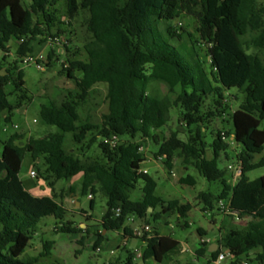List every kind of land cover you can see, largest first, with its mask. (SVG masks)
I'll return each instance as SVG.
<instances>
[{
	"label": "trees",
	"instance_id": "16d2710c",
	"mask_svg": "<svg viewBox=\"0 0 264 264\" xmlns=\"http://www.w3.org/2000/svg\"><path fill=\"white\" fill-rule=\"evenodd\" d=\"M60 0H0V116L10 121L14 110L31 100L26 88L25 74L21 68L24 57L32 51L38 38L61 37L62 25H72L82 12H86L84 25L87 40L84 49L87 59H70L63 64L61 74L74 80L75 90L69 91L62 101L48 100L41 105L40 120L58 131L43 137H31L23 145L18 141L22 134L14 133L3 141L0 155V264H37L40 257L49 256L55 241H44V250L38 256L27 253L32 238L39 231L42 218L54 216L57 233L85 231L79 243L83 246L90 229H83L67 220L68 208L55 195L37 196L28 190L20 177L26 155L38 167L40 177L51 187L62 179L82 175V193L101 191L107 197V210L100 220L95 247L107 238V232L123 231L133 237V229L126 222L130 216L150 224L168 213L183 218L193 208L190 202L165 199L156 193L157 180L140 171L146 161L140 151L138 136L151 137L159 144L156 158L163 157L171 170L177 154L185 164H192L208 181H220L222 191L214 196L200 191L197 199L203 209L214 210L220 200H227L241 218H248L242 228L233 226L219 240V248L211 252L215 261L222 249L232 254L237 264L243 256L261 248L256 260L264 264V175L250 179L248 172L264 167V59L253 49L264 48V2L260 0H64L68 21L59 17ZM187 14L198 23V39L185 28L173 22ZM57 30L56 32L54 30ZM19 46L16 59L9 61L11 42ZM201 41V42H200ZM70 39L64 48L69 47ZM206 45L205 54L212 65L207 72L194 43ZM190 44L191 47L187 45ZM58 49H51L47 67H51ZM58 59V58H57ZM80 73V76L78 75ZM164 82L170 92L180 88L175 100L159 98L147 93L149 83ZM107 86V112L95 123L91 116L82 119L81 107L97 84ZM236 88L244 94L239 108L232 114L233 132L218 130L212 143L206 141L207 124L219 113L224 93ZM16 96L15 104L10 96ZM214 95L218 107L203 111L204 101ZM181 108V119L189 132L187 140L172 132L160 141L155 132L170 120L173 107ZM233 134V142L240 147L237 160L242 164V174L234 183L226 178L219 167L222 153L227 156L230 143L222 138ZM91 135V137H90ZM120 141L112 143V136ZM90 137V138H89ZM89 138V139H88ZM123 138H126L123 140ZM71 142L82 153L97 143L100 157L68 149ZM213 152L207 157L208 150ZM259 158H258V157ZM258 158V159H257ZM143 180L142 196L131 198V192ZM180 183L195 185L192 176L182 177ZM94 198L91 208H94ZM121 208L119 215L116 210ZM152 208V211H150ZM84 214V213H83ZM89 217V216H87ZM151 219V220H150ZM82 224V223H81ZM185 225H189L185 222ZM89 226V225H88ZM198 233L204 236L205 231ZM146 247L143 261L158 263L171 260L172 253L180 250L181 242L161 235L156 227L142 237ZM209 250L201 242L198 256ZM126 264L136 263L129 249Z\"/></svg>",
	"mask_w": 264,
	"mask_h": 264
},
{
	"label": "rangeland",
	"instance_id": "374dc122",
	"mask_svg": "<svg viewBox=\"0 0 264 264\" xmlns=\"http://www.w3.org/2000/svg\"><path fill=\"white\" fill-rule=\"evenodd\" d=\"M264 2V0H260ZM59 9V17L64 22L68 21L66 14V2L60 0L57 4ZM86 12H82L80 16L72 22V25L64 24L62 29L65 31L61 34V37L65 40L70 39L69 47L64 48L65 52L58 56L55 55V59L51 67H47L44 70L39 69L35 64L21 63V68L25 74L26 88L31 100L26 102L23 107L16 109L12 113L10 121L5 120V114L0 116V155L2 153L3 141L7 140L12 134L19 133L23 137L18 141L20 145H23L31 137H43L49 133L58 131L54 126L44 125L40 120L41 105L45 103L48 98L55 99L60 102L69 91H74L76 86L72 79H69L66 75L61 74L63 64H69L70 59H87V53L84 49V44L87 40V32L84 25V19ZM173 24L178 29L185 28L188 32L193 34V38L196 40L199 35L196 31L198 26L194 17L187 14L181 15L176 19ZM57 31L56 29L54 30ZM201 42V41H200ZM35 45V44H34ZM191 47L190 44L187 45ZM196 51L202 56L201 59L204 62V67L207 72H211L212 65L210 58L205 54L206 45L202 43H194ZM58 49V46H47L44 50L45 55H48L51 49ZM17 49L12 47V53H10L9 61L16 59ZM260 54L264 59V48L253 49ZM3 52L0 50V59ZM58 58V59H57ZM80 76V73H78ZM180 92V88H177L176 92H170L167 85L161 81H153L149 83L147 87V93L159 98L168 97L170 100H175L177 94ZM107 86L106 84H97L92 90L88 101L81 107L82 119H86L91 116V120L95 123L101 121L102 115L107 112ZM225 99L223 103L225 108L220 107L223 113H219L216 117L211 119L207 124L205 132L206 141L212 143L218 130L223 132H233L234 124L232 120L233 112L240 107L244 94L236 88L230 89L224 93ZM16 96H10V102L15 104ZM218 107L214 101V95H210L204 101L203 111L215 110ZM181 108L179 106L173 107L170 112V120L167 125L157 130V134L160 141H163L170 137L172 132H177L179 137L183 140H187L189 136L186 123L181 119ZM91 137V135H90ZM89 137V138H90ZM233 134L227 140L230 143V147L227 150V156L222 153L218 163L222 170L226 171V178L231 180L233 170H229V165H234L237 161V154L240 147L237 146L232 140ZM88 138V139H89ZM126 138H123L125 140ZM137 140L142 143L143 153L147 161L144 162V167L149 170V174L158 181V188L156 193L163 196L165 199H178L181 203L190 202L193 204V208L186 217L178 218L176 213H168L164 215V219L153 221L151 220V226L159 227L161 224L166 226L172 236L181 242V248L178 251L172 253L178 262L174 260H168L163 264H213L208 262L211 258L210 252H207L205 256H198L197 251L201 246V238L198 234L199 229L205 231L204 237L209 239V242L219 241L221 236L233 226L242 228L248 222L247 218H242L240 221L235 219L234 215H228L222 212L219 208V202L216 208L212 211L203 209L204 204L197 199V195L200 191H209L214 196H218L222 191V184L220 181H208L203 177L198 170L192 164H185L184 157L179 154L176 155L174 160V166L170 170L164 163V159L154 162L156 160L155 153L159 149V144L151 137L138 136ZM68 149L75 150L80 154H85L87 157H100L101 151L96 144L90 149H86L85 153L80 151L78 146L73 143H68ZM207 156L211 158L213 152L208 150ZM258 157V156H257ZM259 158V157H258ZM257 158V159H258ZM43 168V163L38 162L34 165L31 156L26 155L23 166L20 172V177L23 180L27 189L37 192L41 185V193L45 190L46 194H53L68 208L67 220H72L76 225H80L83 229H90V234L86 239L85 246L79 243L82 235H87L85 231L80 233H57L55 231V225L57 220L54 216H47L42 218L39 223V231L32 238L30 247H28L27 253L29 256H38L44 250V241H55L54 248L49 256L40 257L37 264H126V256L124 248H117L119 246V232L112 230L108 232L107 238L99 245L102 247V251H98L95 247V242L98 238L97 233L101 231L99 226L100 220L107 210V197L101 192L94 194V208H91L90 194L82 193V175L75 176L74 190L69 189L71 179H62L55 182L54 187L49 185L44 178L40 177L38 167ZM36 170L37 176L33 177L31 171ZM174 175V176H173ZM192 175L196 179L195 185L182 184L180 179ZM250 179H256L264 175V167H260L248 172ZM74 178V177H73ZM233 182V180H232ZM45 186V187H44ZM144 187L143 180H140L135 189L131 192V198L138 200L142 196V188ZM82 210H86L89 214L85 215ZM152 211V210H150ZM89 216V217H87ZM133 216L127 220V225H134L132 221ZM136 226H144V220L137 218ZM136 222V221H135ZM188 222L189 225H185ZM81 223H85L86 226H82ZM89 225V226H88ZM153 227V228H154ZM223 233V234H221ZM185 247V251L182 248ZM115 249L116 253L111 254L110 250ZM144 250V249H143ZM261 251L258 248L252 251L249 256H243L237 264H243V259H249L250 264H261L259 260H256L257 254ZM136 263L138 264H157L152 260L151 262H143L141 257L136 255ZM231 264L233 260L227 256L221 264Z\"/></svg>",
	"mask_w": 264,
	"mask_h": 264
},
{
	"label": "built area",
	"instance_id": "2783aa9c",
	"mask_svg": "<svg viewBox=\"0 0 264 264\" xmlns=\"http://www.w3.org/2000/svg\"><path fill=\"white\" fill-rule=\"evenodd\" d=\"M48 43L51 44L52 46H58L59 48H64L65 44H67V40L63 39L62 37H49L47 39ZM24 63L26 64H35L39 69L44 70L47 68V63H48V56L44 55V54H34V53H28L25 57H24ZM223 136L222 138L224 140H227L228 137L222 133ZM120 141V137L117 135H113L112 136V143L113 144H117ZM140 151L143 152V146H141ZM159 159H163V157H158ZM229 170H233V182L235 183L238 178L241 176L242 174V164L239 160L236 161V163L234 165H229L228 166ZM140 171L144 172V173H148L147 169H144L141 167ZM31 175L33 177L37 176V171L36 170H32L31 171ZM90 198H93V195L90 194L89 195ZM219 208L222 212H224L225 214L228 215H234L235 219L240 221L242 218L240 217V215L238 214V212H236L235 210H233L230 205L229 202L227 200H220L219 201ZM121 212V208H118L116 210V214L119 215ZM153 231V227L150 224H145L144 226H134L133 227V235L137 238H142L144 235L149 234ZM202 242H209V240H206L205 238H202ZM98 251H102V248L99 246L97 247ZM111 254L115 253L114 249L110 250ZM141 256V255H138ZM227 256L232 258V254L230 253V251L228 249L223 250L218 258L215 260V263L220 264L223 260H225L227 258ZM243 264H250L249 259H244L243 260Z\"/></svg>",
	"mask_w": 264,
	"mask_h": 264
},
{
	"label": "crops",
	"instance_id": "0c3cea01",
	"mask_svg": "<svg viewBox=\"0 0 264 264\" xmlns=\"http://www.w3.org/2000/svg\"><path fill=\"white\" fill-rule=\"evenodd\" d=\"M35 44V45H34ZM11 46L14 47V48H18L19 46V42L17 40H13L11 42ZM49 46L51 47L52 45L48 43V41L46 39H44L43 37H40L38 38L36 41H34L32 43V51L29 52L30 53H34V54H44V50L45 48ZM54 47V46H53ZM59 50V53L60 54H63L65 52L64 48H58ZM12 53V52H11ZM48 56V55H47ZM234 138V135L232 137V139ZM2 150H3V145H2ZM208 153V152H207ZM208 157V156H207ZM209 158V157H208ZM212 158V157H211ZM156 160H152L154 162H157L158 163V160H161L159 158H155ZM147 161V160H146ZM144 164V163H143ZM142 164V168L144 169H147L144 167V165ZM148 173H149V170L147 169ZM78 176V175H77ZM174 176V175H173ZM231 180H233V174H232V178ZM74 182H75V177L71 179V182L70 184L68 185L69 186V189H72L74 190ZM158 183V181H157ZM40 188L36 189L38 190L37 192L35 191V193L33 191H31L33 194L37 195V196H51L53 194H46L45 193V190L43 191V193H41V185L39 186ZM45 187V186H44ZM157 188H158V185H157ZM29 190V189H28ZM157 191V190H156ZM92 199V198H91ZM58 200V199H57ZM59 201V200H58ZM180 201V200H179ZM187 203V202H186ZM65 206V205H64ZM66 207V206H65ZM67 208V207H66ZM81 212H83L85 215L89 214L86 210H82ZM178 216V214H177ZM164 219V215L162 216V218L160 220L163 221ZM248 219V218H247ZM132 221L134 222V225H130L133 229L134 226H136L135 224L137 223V217L135 215H133V219ZM136 221V222H135ZM82 226H86L85 223H82L81 224ZM151 225V224H150ZM139 226V225H137ZM154 227V226H153ZM157 230L160 232L161 235H165V236H172V234L169 232V230L166 228V226H164L163 224H161L159 227H157ZM119 232V246L117 245V248H124L125 249V253L127 254L126 258L130 255L128 250L130 249L134 254H135V261H137L138 259H136V255L137 257H141L142 258V254H143V249H145L146 247V242L142 239V238H137L133 235V237H128L126 236L123 231H118ZM108 234V232L106 230H103V234ZM199 234V233H198ZM223 234V233H221ZM200 235V234H199ZM201 236V235H200ZM173 237V236H172ZM202 238H205L204 236ZM202 238H201V242H202ZM206 239V238H205ZM206 240H209V239H206ZM210 241V240H209ZM208 245H209V250L208 252H210V249H213L214 251H216L218 248H219V241H212V242H207ZM101 247V246H100ZM102 248V247H101ZM115 250V249H114ZM225 250V249H222V251ZM182 251H185V247L182 248ZM115 253H116V250H115ZM114 253V254H115ZM211 253V252H210ZM138 255H141V256H138ZM206 255V254H205ZM204 255V256H205ZM211 259V258H210ZM210 259H208V262H210ZM143 260V259H142ZM171 260H174L176 262L180 261L178 259H176V257L174 255H172L171 257ZM233 260V259H232ZM244 260V259H243ZM242 260V261H243ZM152 259H148L147 261H143L145 263L147 262H151ZM155 263L157 264H162V263H158L156 261H154ZM213 264H217L215 263V261L212 262ZM221 264V263H220ZM230 264H231V261H230Z\"/></svg>",
	"mask_w": 264,
	"mask_h": 264
},
{
	"label": "water",
	"instance_id": "95a60500",
	"mask_svg": "<svg viewBox=\"0 0 264 264\" xmlns=\"http://www.w3.org/2000/svg\"><path fill=\"white\" fill-rule=\"evenodd\" d=\"M150 210H152V208H150ZM214 250L213 249H210V252H213Z\"/></svg>",
	"mask_w": 264,
	"mask_h": 264
}]
</instances>
